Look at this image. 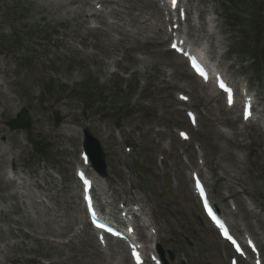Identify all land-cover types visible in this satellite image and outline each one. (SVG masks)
Listing matches in <instances>:
<instances>
[{
	"label": "rangeland",
	"instance_id": "obj_1",
	"mask_svg": "<svg viewBox=\"0 0 264 264\" xmlns=\"http://www.w3.org/2000/svg\"><path fill=\"white\" fill-rule=\"evenodd\" d=\"M240 1L253 3L250 8L243 5L241 17L237 14ZM240 1L201 0L197 6L201 17L217 18L215 28L208 30L214 33L213 39L207 40L209 34L204 33H197L196 38L202 39L200 43L205 47L213 46L220 68L228 75H243L264 106V0ZM123 4L129 5L127 1ZM84 9L69 0H0V247L4 248L0 264H40L41 260L49 264H109L94 244L89 246L78 238L72 244H62L75 236L78 223L71 224L70 219L81 213L72 165L84 129L105 152L107 176L102 187L109 197H116L110 199L113 204L120 198L129 201L132 194L144 195L145 206L168 243L166 249L172 246L175 253L184 252L190 264H223L215 238L187 195L184 168L175 149L167 156L163 172L155 167V154L163 149L165 141L174 142L175 128L185 125L171 99L177 83L185 82L192 92L200 129L193 138L204 147L217 189L223 179L234 175L230 179L232 187L243 188L262 212L264 142L254 129L248 130L249 134L240 131L235 114L225 117L220 105L209 97L211 94L193 84L183 64L165 50L161 31V46L152 45L156 40L153 33L148 34L153 40L147 43V32L138 31L143 27L139 23L137 33H133L131 22L121 34L89 32ZM139 13V8L133 9L130 16L135 18ZM249 18L254 23L251 26ZM247 26L253 32L250 40L244 31ZM241 40L245 46L250 45L249 50L235 54L233 42ZM170 59L172 63L168 64ZM107 60L116 61L129 79L109 75ZM139 79H145L146 87L133 105L130 96L138 89ZM20 108L29 112L32 127L9 132L6 122ZM53 110L59 112L58 126L53 123ZM157 110H163L164 117L157 119ZM98 121L106 124L105 135ZM135 121L139 123L135 128L137 138L129 134ZM115 126L122 129L124 141L133 139L130 143L134 151L127 158L112 139ZM157 128L159 133L155 132ZM220 130L231 138H221ZM236 150L246 156L243 167L236 166L229 157ZM41 157L59 174L60 182L39 168ZM10 162L35 184L15 188L5 181V167ZM123 165H130L134 173L131 193ZM170 177L180 182L179 193L171 191ZM42 195L51 201L50 208L41 205ZM216 198L219 204L222 197L217 194ZM186 241H193L194 247L189 248Z\"/></svg>",
	"mask_w": 264,
	"mask_h": 264
},
{
	"label": "bare ground",
	"instance_id": "obj_2",
	"mask_svg": "<svg viewBox=\"0 0 264 264\" xmlns=\"http://www.w3.org/2000/svg\"><path fill=\"white\" fill-rule=\"evenodd\" d=\"M69 1L71 3H73L74 5H78V6H80V5L84 6L85 4H87V0H69ZM108 1L115 3L113 0H108ZM125 1L129 2V6H125L126 10L132 11L133 9L141 8L144 11H148L150 13V17L154 18V20H158L159 19L158 10L156 9V7H155V5H154V3L152 1H150V0H125ZM132 22L134 24H136L137 21L135 19H133ZM149 24H150V21L147 20L145 25L141 29V30H144L142 34H145V32H147L146 33V38L148 39L147 43H150L153 40V39H149L148 38L149 37L148 33L152 32L151 28L149 27ZM159 35L160 34H158V37H159ZM107 41L109 42V44H111V42L108 39H107ZM152 45L153 46H160L161 43H160L159 40H156L155 43H153ZM173 58L180 63L179 59H177L176 57H173ZM171 60L172 59L168 60L167 63L168 64L172 63ZM213 137L217 138V135L214 134ZM222 157L225 158L224 154H222ZM101 191H102V189H101ZM102 194L104 195L103 191H102ZM105 197H106V195H105ZM106 199H107V197H106ZM76 222L81 224L82 223V218L78 220V217L74 214V216L71 217V219H70V223L72 224V223H76ZM86 243L89 246H92L91 243H90V240L87 237H86Z\"/></svg>",
	"mask_w": 264,
	"mask_h": 264
},
{
	"label": "snow or ice",
	"instance_id": "obj_3",
	"mask_svg": "<svg viewBox=\"0 0 264 264\" xmlns=\"http://www.w3.org/2000/svg\"><path fill=\"white\" fill-rule=\"evenodd\" d=\"M172 48L177 51V52H180L182 55H185L188 57V59L191 61V65L193 67V69L202 77L204 78L205 80H207V73L204 71V69L197 63L196 59L191 56L189 53H187L186 51H183L182 49H180L177 44L173 43L172 44ZM220 88L221 89H224L225 91H227V89L225 88V84L222 82L220 84ZM182 99H186V97H182ZM229 103L231 104V98H229ZM245 118L247 119V115L245 116ZM197 187L200 189V193L201 195L203 196L204 195V192H203V188L200 186L199 184V181H197ZM95 223V222H93ZM96 227L98 228H103L104 225H101V224H96L95 225ZM220 228H224V225L223 224H220L219 225ZM224 236L230 240L232 242L233 245H236V250L238 252H241L240 250V247L239 245H237L236 241L232 238V236L228 233L227 229H224V232H223ZM101 242H103V237L100 238ZM132 255L133 257L136 259L137 261V264H141V261H140V257H139V254L135 251V249H133V252H132ZM241 255H243V252H241Z\"/></svg>",
	"mask_w": 264,
	"mask_h": 264
},
{
	"label": "water",
	"instance_id": "obj_4",
	"mask_svg": "<svg viewBox=\"0 0 264 264\" xmlns=\"http://www.w3.org/2000/svg\"><path fill=\"white\" fill-rule=\"evenodd\" d=\"M24 119H25L26 123L29 124V120H28V118L26 116H25Z\"/></svg>",
	"mask_w": 264,
	"mask_h": 264
}]
</instances>
